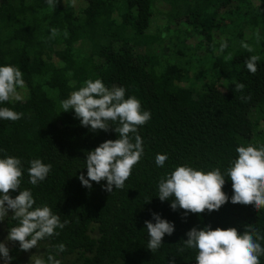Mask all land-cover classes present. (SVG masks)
I'll return each instance as SVG.
<instances>
[{
    "label": "trees",
    "instance_id": "16d2710c",
    "mask_svg": "<svg viewBox=\"0 0 264 264\" xmlns=\"http://www.w3.org/2000/svg\"><path fill=\"white\" fill-rule=\"evenodd\" d=\"M71 5L72 0H59L52 9L46 0H0V66L18 67L25 81L17 90L20 101L0 104L24 114L17 121L0 119V149L5 150L0 158L21 159V190L30 189L37 205L47 204L61 222L68 221L57 229L59 236L38 242L40 256L46 259L64 243L66 251L56 258L74 255V264H196V249L178 251L193 227H233L243 234L251 224L264 235V208L233 204L229 177L222 189L229 199L216 211L185 217V210H172L171 199L158 198L159 179L177 166L205 172L219 167L226 174L237 147L264 145V47L253 45L249 53L239 45L231 60L225 59V49L208 66L201 62L219 30L231 23L243 42L262 44L264 0H75ZM157 15L164 19L151 33L147 29ZM178 21L181 25L172 28ZM52 28L59 30L54 38ZM194 38L199 39L192 50L188 42ZM253 54L260 56L254 75L245 65ZM190 72L197 80L187 83ZM97 78L110 89L124 87L125 98L136 96L142 110L151 112L138 127L144 154L124 188L113 187L111 193L103 189L106 181H93L88 189L78 177L87 178V152L118 134L112 127L94 132L81 125L74 110L62 112L60 106L84 81ZM237 82L245 85L242 92L235 91ZM157 153L168 156L163 167L155 164ZM32 159L52 165L36 186L27 171ZM18 194L19 189L10 190L13 198ZM152 213L174 223L173 234H165L154 253L147 249L144 223H155ZM6 226H17L12 214ZM8 248L11 264L30 256L17 241Z\"/></svg>",
    "mask_w": 264,
    "mask_h": 264
},
{
    "label": "clouds",
    "instance_id": "9594fccd",
    "mask_svg": "<svg viewBox=\"0 0 264 264\" xmlns=\"http://www.w3.org/2000/svg\"><path fill=\"white\" fill-rule=\"evenodd\" d=\"M59 0H46L49 8L55 9ZM75 6V0L72 5ZM59 30L52 28L50 36L55 37ZM67 38V31L64 32ZM228 47L226 41H221L219 51ZM247 52L253 53L251 45L241 42ZM226 60H231L229 53ZM260 56L253 54L245 60L247 70L251 74L257 72V62ZM25 87L23 73L11 64L0 66V104L11 100L22 99L18 89ZM243 83L235 84V91L242 92ZM126 97L124 87H106L99 78L84 81L83 86L60 102L62 112L74 110L76 118L84 127L92 131H108L110 127L118 134L115 140H107L94 150L86 154L87 178L81 173L78 179L82 186L91 189L92 183H107L103 189L109 193L115 189H123L125 182L132 174L133 167L144 154L142 137L137 134L138 127L151 119V112L142 110L141 102L136 96ZM250 99L241 97L242 101ZM22 112L9 107H0V119L17 121L23 118ZM111 122V123H110ZM112 124L116 126L113 127ZM0 151H5L0 149ZM238 157L230 163L226 174H222L219 167L207 172L194 169L191 166H177L174 171L161 177L158 182V198L163 202L171 199L172 210L183 209L185 217L188 213L200 214L205 210L212 212L219 210L229 197L222 190L225 177L232 182L233 204L254 205L255 209L264 208V145L259 147L249 144L236 149ZM167 154L157 153L155 164L163 167L167 161ZM27 169L29 183L33 186L44 181L52 165L45 164L41 159L29 161ZM23 166L21 159L5 155L0 158V221L5 220L9 211L17 226L9 230L7 241L19 242L22 251L36 248L38 242L52 236H59L57 229H64L68 221L61 222L60 216L54 214L47 204L37 205L30 189L21 190ZM19 189V194L13 198L11 191ZM155 223L146 220L148 233L147 249L152 253L160 249L165 234L171 236L174 232V223L162 219L160 214L152 213ZM187 239L182 240L183 247L178 249H196V264H260V257L264 256V235L253 225L245 226L240 234L236 228L212 229L206 226L198 230L193 227L187 233ZM6 242H0V257L5 264H11L13 257L9 255L10 249ZM55 252L50 251L47 258L31 256V264H61L56 258L58 253L66 251V245H55Z\"/></svg>",
    "mask_w": 264,
    "mask_h": 264
},
{
    "label": "rangeland",
    "instance_id": "374dc122",
    "mask_svg": "<svg viewBox=\"0 0 264 264\" xmlns=\"http://www.w3.org/2000/svg\"><path fill=\"white\" fill-rule=\"evenodd\" d=\"M164 17V16H163ZM161 18L160 15H157V21L156 19L152 18V21L150 22V25L148 27V31L149 32H154L155 31V28H156V25H157V22L159 23H162L163 22V19L164 18ZM165 21V20H164ZM227 23V21H224ZM237 23V21L235 22ZM177 25H181V22L178 21L174 24H172V28L174 27H177ZM233 23L229 24L228 27H226L224 30L225 31H220V36L217 37V40H214L213 43H214V46L211 48V51L210 53L208 54V59L206 61H201V62H204V65L205 66H208L211 62V60L215 57V56H219L222 54L221 51H219V45H220V42L221 41H226V42H229L227 43L228 44V47L226 48L228 50V53H231V55L234 53V51L237 50V46L241 45V42L243 41V37H239L233 27ZM248 28H246V30H249L251 27L249 25H247ZM162 29V28H161ZM231 33V34H230ZM260 34V32H259ZM251 35V34H250ZM246 37H249V36H246ZM253 37H255V35H253ZM257 37V35H256ZM199 38H194V39H191L189 42H188V45L190 47V49L194 50V42L198 41ZM257 39V38H256ZM259 40H260V37H259ZM195 42V43H196ZM245 43H248L249 45H251L253 47V45H255V47H261L263 48L264 47V40L262 42V44H258V43H255V42H252V41H244ZM206 45V44H205ZM239 49V48H238ZM165 50H167V52L169 51V47L165 46ZM199 54L202 55V52L199 51ZM228 55V54H227ZM200 57V56H199ZM198 59V56H197V53L195 52V58L194 60ZM200 62V63H201ZM199 74V73H198ZM201 75V74H200ZM197 79H196V76L190 72L187 77H186V82L189 83V82H195ZM12 214L11 211H9L8 213V216H10ZM7 217H5V220L3 221H0V242H6V238L8 236V233H9V229L8 227L6 226V220H7ZM11 241H7L6 242V245L10 244ZM30 256L26 259L25 262L22 261V264H31V256L33 255H38L40 256L41 253H42V248H32L31 250L28 251ZM76 256L74 255H68V256H65L64 258H62L60 261H61V264H74L76 262L75 260ZM4 263V260L2 257H0V264H3Z\"/></svg>",
    "mask_w": 264,
    "mask_h": 264
},
{
    "label": "flooded vegetation",
    "instance_id": "af4514ba",
    "mask_svg": "<svg viewBox=\"0 0 264 264\" xmlns=\"http://www.w3.org/2000/svg\"><path fill=\"white\" fill-rule=\"evenodd\" d=\"M9 230H10V229H9ZM10 244H11V242H10ZM6 246L8 247L9 245L7 244ZM67 256H68V255H67ZM64 257H65V256H64ZM64 257H63V258H64ZM61 259H62V258H60L59 260H61ZM3 264H5V262H4ZM21 264H22V263H21Z\"/></svg>",
    "mask_w": 264,
    "mask_h": 264
}]
</instances>
